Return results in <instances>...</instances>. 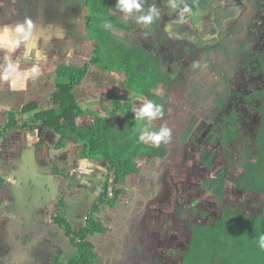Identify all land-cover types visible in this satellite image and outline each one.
Returning a JSON list of instances; mask_svg holds the SVG:
<instances>
[{
	"label": "trees",
	"instance_id": "trees-1",
	"mask_svg": "<svg viewBox=\"0 0 264 264\" xmlns=\"http://www.w3.org/2000/svg\"><path fill=\"white\" fill-rule=\"evenodd\" d=\"M35 1L24 0L26 6H33ZM71 2L70 7L75 10L81 8V5L85 8L84 28L92 41L91 57L81 66L66 62L56 64V90L51 97L54 107L31 115L26 120H20V116L33 112L35 108L34 104L27 105L20 112L12 113L8 125L0 128V144L3 133L8 132L7 130L25 129L33 125L36 127L32 130L43 129L44 132L53 135L56 149L62 150L71 141L78 143L83 147L85 162L103 168L101 174L105 179L101 190L103 188L104 190L93 202L90 213L80 228L74 229L68 220L64 210L66 206L64 196L57 198L56 215L53 219L60 228L66 230L72 251L66 253L63 248H57L50 255V264H98L100 254L95 242L106 236L110 230L101 215L108 208L112 210L120 205V197L127 194L126 187L130 179H138L142 171L151 166L160 168L163 163L172 164L173 158L181 159L183 164L186 161H193V166L196 168L197 165L202 174L198 177L202 183L188 186L202 194L214 196L222 207L219 213H215L211 219L201 224L200 228H196V222L193 224L195 219L201 221V218L197 217L196 209L186 211V214L193 217V221L187 224V238L179 233L168 236L170 245L177 246L182 254L172 262L167 258L164 264H264V250L259 248L258 240V237L264 234V46L259 52L251 48V52L246 56V64L241 61L242 59L240 60L242 63L238 60L244 55L232 49L233 41L229 42L228 48L219 52L217 58L213 56L214 60L207 54L205 56L207 64L213 65L214 71L213 76L208 77L205 83H200L208 87L203 89L204 92H212L211 89L223 82L228 90L226 94L212 97V101L214 100L212 106H217L212 107V110L216 111L202 106L201 108L204 107L202 113L199 115L194 113L197 115L194 116L193 103L197 99L195 91L191 83L189 86L179 85L183 80V74L186 73L185 64L179 53L174 51L171 64L167 67L146 47V44L135 42L130 37L132 23L125 15L114 13V10H118L115 7L117 0H71ZM164 2L171 5L172 0ZM176 2L180 5L178 8L180 13L184 5L192 9L191 13L182 15V19L190 18L191 22L194 20V14L201 12L204 7L201 0ZM210 3V6H213L212 0ZM48 4L58 9L59 21L66 17L61 11L63 7L60 0H48ZM246 9L248 13L245 12ZM169 10L172 11V7ZM232 11H236L235 20L237 17L245 19L244 16L249 13L250 16L255 15L249 4L233 7ZM155 24L154 21L151 26ZM159 24L158 27V23L156 24V28L160 30L163 23ZM32 25L37 30L35 21H32ZM163 29L168 32L169 37L171 34L169 29L166 26ZM62 32L63 30L59 31V35H62ZM145 35L144 38L147 39L150 33L146 32ZM170 47L174 49L173 45ZM92 67L98 73L101 71L124 76L125 89L131 97L127 98L122 94L111 95L114 105L111 115L119 122L112 121L104 110L92 113L94 121L90 124L79 123L86 110L79 105L76 90L87 81ZM249 75L257 79L258 88L252 89L249 94L238 89L233 92L234 88L230 87L229 80L244 81ZM201 86L199 91L202 90ZM228 95L232 97L229 98ZM179 96L186 99V107L192 106L191 113L198 121L194 130H201L199 135L205 133L201 138L198 154H193V151L189 150L190 146L187 144H190L189 141H185L183 147H176L171 152L168 143L161 142L160 145H156L151 141L139 140L141 133L136 128L142 121L135 118L132 111L133 102L152 101L162 105L165 115L167 111L164 107L169 104L173 107L174 100ZM249 108L253 112H258L261 118L259 122L253 124V133L247 135L243 124L248 120L246 110ZM179 112L183 115L185 107H180ZM200 124L201 127H198ZM217 150L224 154L217 156ZM181 151H186L187 155L184 156ZM184 181L182 184H187ZM3 186L4 180L0 179V203ZM248 193L258 195L259 214L252 212L249 206H241L240 199ZM138 214L141 220L145 218L144 214ZM146 230L138 227L135 234L130 235L133 239L128 243L129 249L140 250L137 264L155 262L156 250L160 251L162 248V245L155 246L154 243V237L160 234ZM134 239L140 240V244L134 243ZM107 260L110 261L109 264H122L120 256L113 251L109 253Z\"/></svg>",
	"mask_w": 264,
	"mask_h": 264
},
{
	"label": "rangeland",
	"instance_id": "rangeland-1",
	"mask_svg": "<svg viewBox=\"0 0 264 264\" xmlns=\"http://www.w3.org/2000/svg\"><path fill=\"white\" fill-rule=\"evenodd\" d=\"M4 1L7 0H2V2ZM145 1L147 8L152 6L153 4L160 7L158 8L156 6L159 9L160 17L165 18V21L159 20V22L163 23V28L164 26H166V28L169 29V33H175V36L171 38V43L169 45L168 32L165 31V29H163L162 27L160 28L158 36L161 40V44H163L164 47H160V50H157V52L162 55L167 53L174 55V51H176L180 54L182 61L186 67V73L183 74V80L179 85L189 86L188 84L191 83L197 99L193 103L192 112V106L189 108L186 107V99L182 98V100L179 96L174 100L173 107L172 104L166 105L164 107L167 113L162 118L153 120L151 125H148V121L146 119H140V122H142L139 124L136 130L141 133V130L145 125H148V131H158L161 126L168 127L169 129H171V138L168 142L171 152H173L176 147H183L186 143L185 141H189L190 144L187 143L188 147L190 146L189 150L193 151V154H198L200 153L199 147L201 146L200 144L203 134L199 135L201 130H194L196 129L195 123L197 124L198 122L194 118V116H197L194 113H197L198 115L201 114L202 110H204V107L210 108L209 110L211 111H216V109L212 110L213 108L217 107L212 106L211 103L214 102V100L212 101V97L215 96L216 98L218 95L226 94L228 90L225 87V82H223L222 84H217L216 87L211 89L212 92H204L203 89H207L208 87L206 85L200 84L205 83L208 77L213 76L214 71L213 65L209 66L207 64L208 61L205 58V53L207 48L209 53H214V50L217 47L211 43H213L216 38L213 37L208 39V36L212 35L214 28H216L214 31L224 28L223 24L225 22L231 23L227 24V26H233L229 28V31H237V34H240L241 25L242 23H245L248 18L246 17L245 19H243L237 17V20H235L236 11H232L233 7H241L244 4H249L253 8L254 12L257 13L261 10L264 11V2L259 0H212L213 6H210V0H201L202 4L204 5V10L198 12L197 14H194V19L197 20L195 24H191L193 22H191L190 18L182 19L178 8H172L171 13H169L171 5L166 4L164 0H156V3H152L153 0H151V5H147L148 0ZM4 7L5 6L0 7V13L5 11L6 7ZM239 10L240 8L238 9V11ZM224 11H226V14H223ZM116 12L117 10H114V13ZM118 12L123 16L125 15L120 11ZM77 13L80 14L81 12L79 11ZM169 19H171V24L169 23ZM127 20L132 23L131 28H133V30L131 29L132 33L130 37L133 39H136L137 36L135 35L134 30L142 31V33H144V30L146 28L152 30L149 27L151 25L142 26L134 22V19L127 18ZM182 20L183 22L180 27L175 28L174 25H172L173 22L175 25H179V22ZM259 20V18L253 19V21L256 22H258ZM256 22H253V24H256ZM254 28L255 27H253V30ZM51 34V29H45V31L40 30V33L35 34V36L47 37L51 36ZM156 34L157 33L155 32L153 35L155 36ZM248 40L249 43H251V45L257 50L258 47H260V43H264V29H262V34L260 35L259 41L255 42V39L253 37H250ZM145 44L150 47V44L152 43L150 42V39H146ZM171 45H173L174 49H171ZM241 48H244L243 44L241 45ZM233 50L236 51L237 49L233 48ZM257 51L259 52L260 49H258ZM241 52H243V50ZM85 57L78 59L82 61L77 63L76 58L72 54L68 56L67 60L73 61L74 64L81 66L85 62ZM246 58V56H242L240 57V59L238 58V60L240 61L242 59L241 61H244V64H246ZM40 60L41 59H39V61ZM212 60H214V58H212ZM41 62L44 64L46 69H52L53 64L56 63H50L49 61H47L46 63H44L43 61ZM164 63L166 64V62ZM12 67L13 65H11L10 68ZM3 68V64L0 63V71ZM14 75L16 74L14 73ZM14 75H12L14 79L12 78L11 82L14 81L15 85L20 86L26 84L27 78H25V76ZM253 77V75H249V78H246V80L244 81H236V79H230L229 85L230 87L234 88L233 92L238 89L245 91L246 94H249L252 89H255V84H258L257 79H254V81L251 82V79ZM45 79L46 78L43 77V80H41L42 85H44L43 82ZM49 79L51 80L52 77H50ZM0 82L6 83L7 80L0 78ZM236 84H238L239 86H237ZM200 85H202L201 91H199ZM35 87L39 88L37 85ZM102 91H105V89H103ZM228 97L231 98L232 95H228ZM0 102H2L1 98ZM93 103L96 104V102ZM202 106L204 107L201 108ZM180 107H185V113L183 115H181L179 112ZM10 109L11 111H13V107H11ZM248 111V120H246L245 123L248 125V127H250L251 125H253L250 118L254 116V112L252 110ZM191 112L194 114V116ZM257 117H259V115ZM111 120L115 121V118L111 117ZM198 127H201V124ZM39 130L43 132V129ZM249 134L250 132H247V135ZM189 150L186 149L187 152H190ZM186 151H181L184 156L187 155ZM216 152L218 153L217 156L224 154V152L221 153V151L218 150ZM176 155L179 156L177 152ZM67 159L68 163H65L63 166H61L63 162L58 161L55 166L49 163L42 169L44 171V175H50L52 177L51 180L53 184H57L59 190L57 195H55V197L52 198L50 202L46 204L40 203L35 208L34 225L37 230V235L34 237H26V239L33 240L31 241V248L27 251V258L24 259L25 261L20 262L21 264H50V255H52L53 252L57 250V248H63L64 250H66V253H70V251H72L69 240L66 237V230L63 227L60 228L53 219V217L56 215V198L60 197L61 195L64 196L66 200L65 213L69 215L70 220H72V218L70 216L71 213L69 204L77 205V207L73 210L77 211V213L75 212L77 220H72V225L74 229H76L83 226L87 215L90 213L89 210L91 209L93 202L98 199L100 193L104 190V188L102 190L101 188L105 176H102L99 169H97V166H93V169H90L85 165L80 164L79 158L71 157ZM171 162L172 164H170L169 162L163 163V166H161L160 168L146 170L142 173L141 177H139L138 179H133L132 182H130V184L126 187L127 194L120 197V205L116 209L110 210L108 208L107 211L101 215L103 221L110 227V230L108 231L106 237H104L102 241L95 242L97 248L99 249V251H101V253H105V249L110 248V241L114 240V238H119L121 233L126 230L124 223L121 221V218L126 217L127 213L133 215L142 213L145 215V218H143V221H145V223L142 224L141 229H147L149 232L155 234L159 233L160 235H156V237H154V243H156V245H154H162L160 251L156 250L157 254L155 256V262H152L151 264H164L167 258H170V261L172 262L179 257V254L182 253L180 252V249L177 248V246L173 244L170 245L171 243H169L170 240L168 239V236L174 233H179L187 238V224L188 222L193 221V217L189 214H186L185 212L189 211L190 209H196L198 213V219L201 218L200 222H198V220L196 221V219L194 220L193 224H195V222L197 223L196 228H200L201 224L211 219V217H213L215 213H219L222 206L216 202L217 200L214 196L211 197L209 195L202 194L195 188L177 184V181H181L182 183L184 179L185 183H202L198 178L199 170L197 168V165L195 168L193 166V161H186L183 164L181 162V159L177 158L171 159ZM174 164L181 166H174ZM71 168L73 169L72 171ZM49 171H51V174H48L50 173ZM78 171L84 173V176L98 178V180H100L101 182L97 183L94 178L91 180L95 181V183L98 184V188L90 191L86 187L83 188L82 186L78 185L81 182L80 177L83 178V176L78 174ZM173 183H175V185H173ZM9 197L10 191L7 190L4 184V188L1 194L2 202L0 203V262L9 260L10 262H5L4 264H16L17 262L19 263L22 258L16 255H14V257L11 255V258H9L7 257L8 253L6 251L8 249L7 246L9 245L8 224L12 217L11 212H13V201L9 199ZM240 200L241 206H249L251 207L252 212L259 214V208H257L259 197L257 194L248 193L244 197L242 196ZM132 204L135 205V213H131ZM253 209L255 210L253 211ZM128 238L130 242H132L133 238ZM129 254L131 255L133 260L132 264L139 263L138 261L140 259V254L137 248L129 251ZM100 264L102 263L100 262Z\"/></svg>",
	"mask_w": 264,
	"mask_h": 264
},
{
	"label": "crops",
	"instance_id": "crops-1",
	"mask_svg": "<svg viewBox=\"0 0 264 264\" xmlns=\"http://www.w3.org/2000/svg\"><path fill=\"white\" fill-rule=\"evenodd\" d=\"M35 2L33 6H26L24 0H7L4 2L0 0V7H6H4L5 11L0 13V63L4 66L0 71V78L7 80L6 83L0 82V98L2 100L0 102V128L2 129L8 125L12 113L20 112L27 105L34 104L35 108L33 112L20 116V120H26L31 115L54 107L51 97L56 90L55 70L57 63H73V61L67 60L68 56L72 54L76 58L77 63L82 61L78 59L86 56L84 60L86 62L91 57L93 46L91 38L84 28L83 18L86 16L84 7L81 10H75L72 7L67 10L65 6H62L61 11H63V16L66 17L59 21L57 16L58 9L55 6L49 5L48 0H36ZM144 7L147 8L146 3ZM79 11L81 12L80 14L77 13ZM118 11L117 13H119ZM119 15L121 14L119 13ZM25 21H31V23L35 21L36 26H38L36 27L37 30L34 29L33 25L30 29L25 26L24 33H17L15 31L16 26L25 24ZM45 29L52 30L51 36H35V34L40 33V30L45 31ZM62 30V35H59L58 32ZM39 59L41 60L39 61ZM41 61L44 63L47 61L56 63L53 64L52 69H46ZM163 61L165 62V60ZM9 65H13V67L10 68ZM34 67L39 68L38 73L32 72ZM14 73L18 76H25L27 78L26 84L20 86L15 85L14 81L11 82L12 78L14 79L12 77ZM43 77L46 78L43 82L44 85H42L41 81ZM50 77H52L51 80L49 79ZM123 78L124 76L121 74L103 73L101 71L98 73L94 67L91 68L87 81L76 90L77 101L86 110V113L79 119L81 125H88L93 122L94 115L92 113L94 112L98 113L106 110L111 119L113 117L111 113L114 106L111 99L112 94L126 95L127 98L131 97L125 89L126 84ZM36 85L39 88H36ZM103 89L105 91H102ZM93 102H96V104ZM143 104V102L134 101L132 111L135 112ZM11 107H13V111H11ZM34 127L36 126L31 125L30 129L27 127L13 131L7 130L8 132L3 133L0 144L2 147L0 179L4 180L7 190L10 191L9 199L13 201L12 217L8 224L9 245L7 244L8 249L6 251L9 258H11V255L22 258L16 264H21L20 262L25 261L27 251L31 248V241L33 239H26V237L37 235L34 225L35 208L40 203L46 204L50 202L59 190L58 185L53 184L52 177L44 175L43 167L49 163L55 166L58 161L63 162L61 165L63 166L65 163H68L67 158L74 157L80 159V164L93 169L90 162H85L83 147L78 143L68 142L65 148L58 150L55 148L52 134L44 131L43 133L39 129L32 130ZM97 167L100 172L103 170L102 167ZM153 168L151 166L143 170L142 173ZM49 172L48 174H51V171ZM78 174L83 176V178L80 177L81 182L78 185L83 188L86 187L90 191L97 189V183L101 182L96 177L93 178L97 183L91 181L93 178L84 176L85 174L81 171H78ZM7 177H11L14 183H10L6 179ZM132 180H129L128 185ZM38 201L39 203H37ZM55 202L57 203V198ZM33 204L35 205L32 206ZM69 206L71 213L69 214L72 220H77L75 216V212L77 213V211H73L77 205L69 204ZM132 212H136L134 204H132ZM66 215L69 218L68 220L73 223L69 215ZM121 221L124 223L126 230H123L124 232L121 233L119 238H114L116 241H110L111 246L105 249V253H101L98 249L100 254L98 264L100 262L102 264H109L110 261L107 259L111 251L120 256L122 264H131L133 262L129 254V251L132 249L128 247L130 241L128 237L131 234H135L134 232L138 227L141 229L145 221L140 219L139 214L133 215L130 213H127L126 217L121 218ZM104 237L106 236L100 237L96 241H102ZM133 242L137 245L140 244V240L138 239H134ZM5 262L10 261H1L0 264H4Z\"/></svg>",
	"mask_w": 264,
	"mask_h": 264
},
{
	"label": "flooded vegetation",
	"instance_id": "flooded-vegetation-1",
	"mask_svg": "<svg viewBox=\"0 0 264 264\" xmlns=\"http://www.w3.org/2000/svg\"><path fill=\"white\" fill-rule=\"evenodd\" d=\"M150 1L151 0H148V4L147 5H151V3H150ZM259 1H263L264 2V0H259ZM258 1V2H259ZM153 2H157L156 0H153L152 1V3ZM257 2V3H258ZM60 3H61V5L62 6H65V8L66 9H68L70 6H71V0H65V2H62L61 0H60ZM160 4V3H159ZM155 6H157V5H155ZM158 8H160L159 6H157ZM81 8H82V5H81ZM81 8L80 7H78L76 10H81ZM204 8V7H203ZM204 10V9H203ZM202 10V11H203ZM171 10H169V13H171L170 12ZM224 12H226V11H224ZM246 13H248L249 11L246 9V11H245ZM250 14V13H249ZM249 14H247L246 16H244L245 18L247 17L248 18V20L245 22V23H243L242 25H241V33L240 34H237V31H234V32H232V31H229V28H231V27H233V26H227V24H231V23H228V22H225L224 24H223V27L224 28H222V29H220V30H216V31H214L216 28H214V30H213V32H212V35H210V36H208V39H210V38H216L215 39V41L213 42V43H211V44H213V45H215L217 48L214 50V53H209L208 52V48H207V50H206V53H205V56H207V54H208V57L209 58H217L219 55H220V51L222 50V49H226V48H228V45H229V42L230 41H233V48H235V49H237V51L238 52H241L242 50H243V52H241L244 56H247L250 52H251V48L252 49H256V48H254L252 45H251V43H249V38L250 37H253L254 39H255V42L256 41H259L260 40V35L262 34V29H264V11L263 10H261V11H259V12H257V13H253V14H255V15H252V16H250ZM122 16V15H121ZM255 18H259L260 20L258 21V22H256V21H253V19H255ZM127 19V18H126ZM159 20H162V21H165V18H163V17H160L157 21H159ZM196 20L197 19H194L193 20V24H195V22H196ZM157 21H155L156 22V24L158 23V25H157V27L160 25L159 24V22H157ZM182 22H183V20L182 21H180L179 22V24H180V26H181V24H182ZM253 22H256V24H253ZM160 23H162V22H160ZM169 23L171 24V19H169ZM156 24L152 27V26H150V28L152 29V30H150V29H148V28H146L145 30H144V33H142V31H139V30H134V33L136 32V34L135 35H137V36H139V37H137L136 36V39H133L135 42H138V43H141V44H145V40H146V38H144V37H146V35H145V33L146 32H149L150 33V35H148L147 36V40L148 39H150V42L152 43V44H150V47H148L147 45H146V47L148 48V49H150L156 56H157V58L160 60V58H161V62L164 64V61L163 60H165V62H166V64H164L165 66H167V67H169L170 66V64H171V60H172V54H166V56H165V54H160L159 52H157V50H160L159 48L161 47H164V45L163 44H161V40L159 39V29H157L156 28ZM172 25H174V27L175 28H178V27H180L179 25H175L174 24V22H173V24ZM173 27V28H174ZM253 27H255L254 28V30H253ZM176 30V29H175ZM157 33L155 36L153 35L154 33ZM175 33L174 32H172L171 34H170V39H169V37H168V40H169V45H170V41H171V38H173L175 35H174ZM249 35V36H248ZM157 36V37H156ZM239 36V37H238ZM248 36V37H247ZM227 39H228V41H227ZM244 45V48H241V45ZM161 45V46H160ZM168 45V44H167ZM210 45V44H209ZM205 46V45H204ZM207 46V45H206ZM264 46V43H260V47H258V49H262V47ZM232 48V49H233ZM257 49V50H258ZM214 56V57H213ZM168 61H169V63H168ZM254 79H256L255 77H253L252 79H251V82H253L254 81ZM226 87V86H225ZM255 88H258V84H255ZM225 89V88H224ZM248 110H251L250 108L249 109H247L246 111H247V113L249 114V111ZM254 116H252L251 118H250V120L252 121V123L253 124H255L256 122H259V120H260V118H261V116H260V114L258 113V112H255L254 111ZM259 115V117H257ZM243 126H244V128H245V134H247V132H250V133H253V125H251L250 127H248V125L246 124V123H244L243 124ZM205 135V133L202 135V137ZM202 140V139H201ZM181 165H179L178 167H180ZM200 176H202V174L200 173V171H199V175H198V177H200ZM177 184L178 185H183L182 183H181V181H177ZM188 184H197V183H193V182H189V183H187V184H184L183 186H188ZM188 187H190V186H188Z\"/></svg>",
	"mask_w": 264,
	"mask_h": 264
},
{
	"label": "clouds",
	"instance_id": "clouds-1",
	"mask_svg": "<svg viewBox=\"0 0 264 264\" xmlns=\"http://www.w3.org/2000/svg\"><path fill=\"white\" fill-rule=\"evenodd\" d=\"M145 0H117L115 7L122 13L125 14L126 18L134 19L137 24L142 26L152 25L154 21L160 18L159 9L153 4L152 6L145 8L144 7ZM171 7L173 9L180 8V5L176 2V0H172ZM192 9L184 5L180 15L183 13H191ZM25 26L27 28L32 27L31 21H25V24L17 25L15 31L17 33H24ZM11 67V65H9ZM32 72L38 73L39 68L34 67ZM135 118L146 119L148 121V125L152 124V121L157 118H162L164 115L163 106L155 104L152 101H148L144 103L138 110L134 112ZM145 125L141 130V134L139 135V140L141 142L147 140L151 141L156 145H160L161 142L167 144L171 138V129L165 126H161L158 131H148ZM10 183H14L11 177L6 178ZM259 240V248L264 250V234H261L258 237Z\"/></svg>",
	"mask_w": 264,
	"mask_h": 264
}]
</instances>
